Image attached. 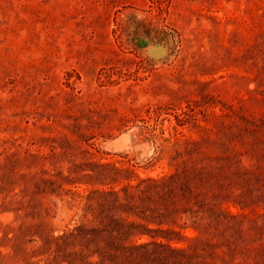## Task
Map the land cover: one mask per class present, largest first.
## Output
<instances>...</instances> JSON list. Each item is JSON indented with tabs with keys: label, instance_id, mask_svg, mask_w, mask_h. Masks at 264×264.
I'll return each instance as SVG.
<instances>
[{
	"label": "rangeland",
	"instance_id": "374dc122",
	"mask_svg": "<svg viewBox=\"0 0 264 264\" xmlns=\"http://www.w3.org/2000/svg\"><path fill=\"white\" fill-rule=\"evenodd\" d=\"M159 245L264 264V0H0V264Z\"/></svg>",
	"mask_w": 264,
	"mask_h": 264
},
{
	"label": "trees",
	"instance_id": "16d2710c",
	"mask_svg": "<svg viewBox=\"0 0 264 264\" xmlns=\"http://www.w3.org/2000/svg\"><path fill=\"white\" fill-rule=\"evenodd\" d=\"M152 182H154L157 185V190H159L161 193H163L165 196L169 195L171 198L174 199V196L176 194V191L179 190L182 195L187 193L189 189L187 187L182 186L179 184V180H176V176H172L168 181H164L161 184L153 179H150ZM148 245H142L139 247H136V250L144 249ZM163 246L169 254L165 253L163 255L160 254L161 259H159L160 264H192V256L188 255L186 251L184 250H177L170 246ZM135 249H128L124 250V258L126 261H132L134 259H145L144 256L136 254L134 256L133 251Z\"/></svg>",
	"mask_w": 264,
	"mask_h": 264
}]
</instances>
